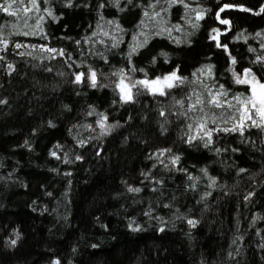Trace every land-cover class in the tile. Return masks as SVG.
Here are the masks:
<instances>
[{
    "label": "trees",
    "instance_id": "16d2710c",
    "mask_svg": "<svg viewBox=\"0 0 264 264\" xmlns=\"http://www.w3.org/2000/svg\"><path fill=\"white\" fill-rule=\"evenodd\" d=\"M36 3L0 12V264H264V129L187 142L201 117L222 129L238 115L209 89L250 94L245 69L264 83V0ZM174 71L186 80L167 95L121 99L118 73Z\"/></svg>",
    "mask_w": 264,
    "mask_h": 264
},
{
    "label": "snow or ice",
    "instance_id": "6c2138e0",
    "mask_svg": "<svg viewBox=\"0 0 264 264\" xmlns=\"http://www.w3.org/2000/svg\"><path fill=\"white\" fill-rule=\"evenodd\" d=\"M117 5L119 0H116ZM129 3H131V0H128ZM183 3V0H171V3ZM20 3H23V0H20ZM17 4V0H5L4 3H0V12L6 13L10 16H16L17 15V11L13 10L14 6H16ZM68 6H71V0H68ZM32 7L36 8L37 10H39L38 5L36 3V0H32ZM100 7H103V4L100 5ZM236 7L235 5H229V4H225L222 7L219 8V11L217 12V19L219 20L220 24L229 26L230 28V24L231 22L228 19H220V13L224 12L226 9L229 8H233ZM23 11H29L30 9H22ZM240 10L242 11H252L251 9H247V8H243L241 7ZM261 13H264V6H261V8L259 9V11H257L255 14L256 15H260ZM48 15H52L51 11H48ZM145 15H147V13H145ZM158 15V13H157ZM55 18V17H54ZM197 19H203V10H201V12H199L197 14ZM196 25H193V27H195ZM227 31V29H226ZM213 35L211 36V39L217 41L216 46L217 47H223L225 49H227V45H221L218 42V36L221 34L219 29H213L212 30ZM25 35H28V33H24ZM259 35V33L257 34ZM239 38V37H237ZM5 45L7 44V41L4 42ZM16 47H20L19 44L16 45ZM48 51L50 52H55V49H48ZM133 51H135V48H133ZM254 51V50H253ZM59 55L63 56L64 52L63 50H60ZM131 55V53L129 54ZM161 55H164L163 53ZM264 60V57H260L258 58V61ZM235 59H232V63L235 64ZM8 70L9 71H13L14 68L11 64L8 65ZM143 71V70H141ZM208 73H211V68L209 67L207 69ZM117 75L120 76V83L119 85H117L120 88V92H121V99L125 102H131L133 101V93H132V89L133 88H137L138 91L141 89H147L149 91L152 92L153 95L155 94H159V95H167V90L168 89H172L175 87H178L179 85H182L185 83L186 78L180 77L177 75V72H172L169 75H166L164 77H156L153 80H148V79H144V80H136V81H132L131 83L125 84V74L123 72L118 73ZM234 77H235V83L237 84H248L251 87V92L248 95H234L232 97V99H222V98H226L228 96V93L226 91L223 90V86H220L219 91L213 93L210 89L208 90V99H207V104L216 108H224L225 106H227L230 109H233L234 112L238 115H233L231 117L232 119V127L228 128H215V129H210L207 127V123H208V119L206 117V115L204 117H201L199 121H197V125L196 128L194 129L195 131V135H191L188 138V143H191L193 140L199 138L201 140L205 141V147H207L209 144L212 143V136H213V132H238L243 134V132L245 131L246 128H251V127H255V128H259V129H264V83H259V81H255V83L253 82L255 80L254 75L251 72V69H245L243 72V76L236 74L235 72L233 73ZM83 76V73L79 74L76 76V82H81V78ZM252 76V79H249V77ZM90 80H91V84L93 87L96 86V73L93 71L90 73ZM259 85V88L262 90L261 94L259 96H257V92H256V85ZM205 87L207 88V85H205ZM233 101L235 103H233ZM2 103H6L5 100H0V104ZM177 103L183 105V101H177ZM205 104V100L202 99L199 95L196 96V100L195 103L190 105L189 111H196L197 106H201L200 107V111L203 112V105ZM161 115H164L163 112H161ZM185 115H187V113H185ZM104 119H107L106 117ZM211 123L215 124L216 120L212 119ZM101 128L104 129L105 132L109 131V129L107 127H105V125L103 124V122H101ZM187 127L189 129H192V124L187 125ZM25 144H27V141L25 142ZM164 151H168V150H164ZM219 151V150H217ZM53 156H56V152H52L51 153ZM163 154V152L161 153V155ZM59 158V157H57ZM77 159H80V157H77ZM179 160V157H174L172 160V163L175 164L177 161ZM205 171L206 174V170H202ZM241 171H244L243 169H241ZM191 179V177H190ZM213 184L215 183V180L212 181ZM128 191L130 192H139L140 189L139 188H129ZM189 225H192L193 227H195L196 221L194 220H188L187 221ZM133 231H139V226H137L136 228L132 229ZM164 229L161 228L160 231H163ZM19 232L18 230H16V239H10L8 241V243L12 246H15V244L17 243V240L19 239ZM95 247V246H94ZM53 264H60V261L58 259L53 261Z\"/></svg>",
    "mask_w": 264,
    "mask_h": 264
},
{
    "label": "rangeland",
    "instance_id": "374dc122",
    "mask_svg": "<svg viewBox=\"0 0 264 264\" xmlns=\"http://www.w3.org/2000/svg\"><path fill=\"white\" fill-rule=\"evenodd\" d=\"M255 81V80H254ZM119 83H120V79H119V82H118V85H119ZM129 83V81L127 80V77L125 78V84H128ZM255 83V82H254ZM118 89H119V91H120V88L118 87ZM256 92H257V96H259L260 94H261V92H262V90L258 87H256Z\"/></svg>",
    "mask_w": 264,
    "mask_h": 264
}]
</instances>
